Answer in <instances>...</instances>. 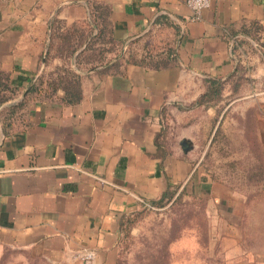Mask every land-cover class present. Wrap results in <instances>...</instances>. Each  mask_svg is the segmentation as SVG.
I'll use <instances>...</instances> for the list:
<instances>
[{"label":"crops","instance_id":"crops-1","mask_svg":"<svg viewBox=\"0 0 264 264\" xmlns=\"http://www.w3.org/2000/svg\"><path fill=\"white\" fill-rule=\"evenodd\" d=\"M85 27L114 52H55ZM201 128L247 183L209 187L222 264H264V0H0V264H114L123 217L195 193Z\"/></svg>","mask_w":264,"mask_h":264},{"label":"rangeland","instance_id":"rangeland-1","mask_svg":"<svg viewBox=\"0 0 264 264\" xmlns=\"http://www.w3.org/2000/svg\"><path fill=\"white\" fill-rule=\"evenodd\" d=\"M68 38L76 46L91 43L82 55L90 62L113 53L115 49L106 35H92L88 27L80 35H69ZM66 41L56 39L55 52L66 46ZM66 53L68 55L70 51ZM212 100L209 103L218 101ZM197 117L203 120L202 110L197 112ZM202 130L195 147L199 163L195 193L185 186L178 194L162 199L159 204L132 211L123 217L114 264H222L219 225L215 226L214 218L209 217L214 203L209 187L220 181L221 173L237 176V167L241 164L230 162V157L221 155L218 147L205 161ZM223 166L224 170H221ZM208 168L212 172H208ZM231 180L241 186L247 185L239 176Z\"/></svg>","mask_w":264,"mask_h":264},{"label":"trees","instance_id":"trees-1","mask_svg":"<svg viewBox=\"0 0 264 264\" xmlns=\"http://www.w3.org/2000/svg\"><path fill=\"white\" fill-rule=\"evenodd\" d=\"M69 35H75L74 33L72 34H68L67 36H62L60 39L61 41H65L67 40V45L66 46H63L61 47L58 51V53H66L67 50L70 51V53L68 55H72L74 50L77 48L76 47V44L73 45L74 43H72L70 40H69ZM78 35V34H77ZM80 35V33H79ZM90 44V43H89ZM88 44V45H89ZM73 45V46H72ZM79 45V44H77ZM74 47V48H72ZM220 90H221V82L217 81V80H211L210 81V85L209 87L207 88V90L200 95V97L196 100V105H204V103H208L209 101H211L212 99L216 100V99H219V96H220ZM216 97V98H215ZM213 101V100H212ZM170 195H165V196H162L160 199L156 200V201H152V202H149V203H145L144 207L146 208H151L153 207L154 205L156 204H159L161 202L162 199L168 197ZM172 196V195H171ZM121 225L123 224V221L121 220ZM120 225V227H121ZM91 263V262H89ZM88 264V263H87Z\"/></svg>","mask_w":264,"mask_h":264},{"label":"built area","instance_id":"built-area-1","mask_svg":"<svg viewBox=\"0 0 264 264\" xmlns=\"http://www.w3.org/2000/svg\"><path fill=\"white\" fill-rule=\"evenodd\" d=\"M185 2L191 10L192 21L201 19L202 11L210 6V0H185ZM75 257L85 263H89L94 259L95 252L91 249L83 248L75 253Z\"/></svg>","mask_w":264,"mask_h":264},{"label":"water","instance_id":"water-1","mask_svg":"<svg viewBox=\"0 0 264 264\" xmlns=\"http://www.w3.org/2000/svg\"><path fill=\"white\" fill-rule=\"evenodd\" d=\"M184 149H187V144L185 142H182Z\"/></svg>","mask_w":264,"mask_h":264}]
</instances>
